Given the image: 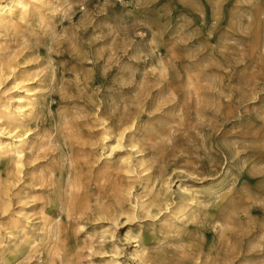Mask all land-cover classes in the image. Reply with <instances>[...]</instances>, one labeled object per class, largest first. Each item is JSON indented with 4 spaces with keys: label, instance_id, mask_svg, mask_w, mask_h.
Listing matches in <instances>:
<instances>
[{
    "label": "rangeland",
    "instance_id": "1",
    "mask_svg": "<svg viewBox=\"0 0 264 264\" xmlns=\"http://www.w3.org/2000/svg\"><path fill=\"white\" fill-rule=\"evenodd\" d=\"M26 2L0 29V140L27 132L0 264H264V0Z\"/></svg>",
    "mask_w": 264,
    "mask_h": 264
},
{
    "label": "bare ground",
    "instance_id": "2",
    "mask_svg": "<svg viewBox=\"0 0 264 264\" xmlns=\"http://www.w3.org/2000/svg\"><path fill=\"white\" fill-rule=\"evenodd\" d=\"M27 6V2L26 0H8L7 2H2L0 0V29L5 27V25L7 24V20H10L11 17L14 14V11L17 8H23L25 9ZM13 23V22H12ZM15 41V40H14ZM3 70V69H2ZM15 73V72H14ZM16 76V75H15ZM1 89V88H0ZM29 91V89H26ZM16 91V90H15ZM31 92V91H29ZM28 92V93H29ZM24 93H22L23 95ZM27 95V94H26ZM17 97V96H16ZM19 97V96H18ZM25 97V95H24ZM33 97V96H32ZM5 98V97H4ZM30 98V97H28ZM10 103V102H9ZM19 105V104H18ZM29 109V108H28ZM29 111V110H28ZM112 111V110H111ZM111 113V112H110ZM19 118V117H18ZM135 122V121H134ZM134 123L129 124V127L123 126L121 128L120 131V135L118 136L119 138L123 137L126 130L128 128H130L131 126H133ZM4 128V127H3ZM18 128L15 127L14 129L11 130V132H9L10 136H13L12 133ZM109 129V128H108ZM10 130V129H9ZM8 132V131H7ZM109 133V132H108ZM106 132V136H108V134ZM8 135V134H7ZM27 135V132H23L22 134H16L15 136H13L11 139H13L10 142H7L5 140H0V154L5 155V157L12 163L13 168L15 169V172H17L18 174L22 172V168L24 166V162H23V156H24V152H25V144L27 143L25 137ZM102 135V134H101ZM110 135H112L110 133ZM113 136V135H112ZM95 138V137H94ZM104 139V138H103ZM8 140V139H7ZM108 140V139H107ZM104 141V140H103ZM119 141V139H118ZM107 142V141H106ZM116 143V142H115ZM113 144V143H112ZM106 146V145H105ZM111 147V146H110ZM113 149L114 146H112ZM136 147V146H135ZM117 148V147H116ZM135 149V148H134ZM107 157V156H106ZM43 158V157H42ZM128 164V163H127ZM181 170V169H180ZM183 183V181H182ZM166 186H167V190L171 187V181H166ZM182 185L179 186V189H182ZM122 199V198H121ZM124 200V199H123ZM156 202V201H155ZM124 204V203H123ZM155 205V204H154ZM157 205V204H156ZM130 211V210H129ZM121 213V212H120ZM134 214V213H133ZM148 214V213H147ZM101 215V214H100ZM104 215V214H103ZM101 215V216H103ZM125 215V214H124ZM119 216V215H118ZM126 216V215H125ZM135 216V214H134ZM129 217V216H128ZM119 219V218H118ZM101 220V219H100ZM114 221V220H113ZM54 236H56V233H54ZM138 242V241H137ZM136 242V243H137ZM140 242V241H139ZM135 258L137 260H139L141 263H143V259L138 255V254H134ZM146 264V263H145Z\"/></svg>",
    "mask_w": 264,
    "mask_h": 264
}]
</instances>
